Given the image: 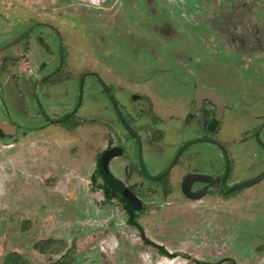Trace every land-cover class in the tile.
Instances as JSON below:
<instances>
[{
  "label": "rangeland",
  "instance_id": "1",
  "mask_svg": "<svg viewBox=\"0 0 264 264\" xmlns=\"http://www.w3.org/2000/svg\"><path fill=\"white\" fill-rule=\"evenodd\" d=\"M262 76L264 0H0V122L15 126L0 135V264L13 251L25 264H264V179L229 196L214 184L196 200L175 189L157 212L136 213L172 257L144 242L92 175L121 131L104 88L136 125L188 135L181 122L199 86L221 92L213 138L229 156L197 143L204 172L230 167L231 185L259 174L264 126L260 141L244 138L261 118L234 116V104L252 97L249 113H264Z\"/></svg>",
  "mask_w": 264,
  "mask_h": 264
},
{
  "label": "flooded vegetation",
  "instance_id": "2",
  "mask_svg": "<svg viewBox=\"0 0 264 264\" xmlns=\"http://www.w3.org/2000/svg\"><path fill=\"white\" fill-rule=\"evenodd\" d=\"M234 56L235 58L238 57L239 53H234ZM59 66L60 65L56 66L55 69L59 68ZM84 74L96 75L98 81L102 82V79L99 75L95 74V72L88 71ZM259 78L263 79L261 81L264 82V76ZM83 79L84 75L80 78V86L83 83ZM196 88L212 89L220 95L223 101L221 114L218 113V107L211 99L202 97L199 102L196 101ZM104 91L115 110L117 120L121 126V131L107 138L106 144L108 145L100 152L96 159L92 175L95 174L100 179L103 194L106 197L117 198L128 215V210L130 208H133L135 214L145 210L157 212L159 208L158 205L154 206V203H158L161 200H163V202L159 205L167 203L166 198L169 195L178 199V196L174 194L175 189H178L185 198L196 200V198H201L207 194L210 186L214 184L219 186L222 194L229 196L231 193L239 192L244 186L251 185L264 179L263 170L251 178L244 179L231 185L228 183L232 174L230 167L224 166L223 174H217V172L207 174L204 172L205 170H203L205 166L203 167L200 165L198 159L204 156L205 152L196 145L197 143H205L207 140L215 143L222 149L225 160H228L229 157L222 143L218 141L217 138H213V135H217L221 132V120L224 116L226 107L221 92L215 87L199 86L194 88L193 108L181 122L182 127H185V124L191 126L194 130L190 132L191 135L190 133L186 135L189 130L187 132L183 131V134L179 133L177 129L175 132V124L167 127L162 123H157L160 122L159 120H156L152 124L136 125L131 119L132 115L118 108L114 95L109 92L107 88H104ZM81 95L82 92H80L78 96L80 99ZM236 97L234 116L238 114L237 110L240 109L239 112H245L247 116L254 115L261 118L256 126L247 128L246 133H248L244 135V138L251 135L256 140L260 141V135L264 126V117L262 118L264 113L259 112L260 110L258 108L253 111V113H249L247 109L256 102L254 98L248 97L247 100L245 99V102L241 103L239 102L240 98H238V96ZM258 97L264 99L262 95H258ZM45 113L46 112L43 111V114L50 120L49 116ZM70 114L71 112L56 119V121H61ZM172 128H174V130H172ZM130 135L133 138H130ZM236 142L237 141H235V143ZM128 144H133L134 148H136L137 152L136 156H134V160L130 155V151L133 150V147H129ZM174 144L178 145L173 147ZM260 145L262 147L261 155L264 158V143ZM171 148L172 150H169ZM164 150L170 151L168 164L160 171H153L154 169L161 168L163 165L164 161L162 162V159H165L164 155H159L162 154ZM106 152L108 159L105 158ZM112 152L118 154L112 155L110 154ZM146 156H148L147 161L149 160V164L145 162ZM120 157H124V160L115 163ZM116 170H119L118 174ZM101 171H103L107 177L102 175ZM261 174H263V177L259 180L248 185H243L244 182L257 178ZM202 176L208 178L204 179ZM172 201L175 200L173 199Z\"/></svg>",
  "mask_w": 264,
  "mask_h": 264
},
{
  "label": "trees",
  "instance_id": "3",
  "mask_svg": "<svg viewBox=\"0 0 264 264\" xmlns=\"http://www.w3.org/2000/svg\"><path fill=\"white\" fill-rule=\"evenodd\" d=\"M79 123H77L76 125H78ZM0 135L3 136L4 133L0 128ZM102 175L106 176L105 173L103 171H101ZM107 177V176H106ZM105 177V178H106ZM107 179V178H106ZM108 194V193H107ZM129 223L133 226H135L138 231L140 232V235L142 237V239L144 240V242L151 244L155 247H157L160 251L161 254L167 255V256H175L177 255V252H173V253H169L168 250L160 244H157L155 242H153L152 240H150L144 233V229L143 226L141 225V223L137 220V216L136 214L133 212V208H130L129 210ZM3 264H25V260L22 256V254L20 252L17 251H13L10 252L7 257L5 258Z\"/></svg>",
  "mask_w": 264,
  "mask_h": 264
},
{
  "label": "water",
  "instance_id": "4",
  "mask_svg": "<svg viewBox=\"0 0 264 264\" xmlns=\"http://www.w3.org/2000/svg\"><path fill=\"white\" fill-rule=\"evenodd\" d=\"M95 74H97V73H95ZM202 97H206V98L211 99L217 105L218 113L221 114V108H222L223 101H222L220 95L215 90L207 89V88H196L195 89V99H196V101L199 102ZM14 127H15L14 125H10L8 123L0 122V128L3 131V133H10V129L9 128H14ZM110 154L116 155L118 153H115V152L113 153L112 152ZM110 154H109V157H110ZM106 155H107V152L105 153V156ZM105 158L108 159L107 156ZM202 177H204V179L208 178L206 176H202ZM262 177H263V174H261L257 178H254L252 180L244 182L243 185H248V184H250L252 182H255V181L259 180Z\"/></svg>",
  "mask_w": 264,
  "mask_h": 264
}]
</instances>
